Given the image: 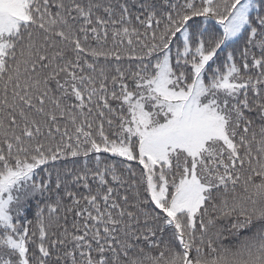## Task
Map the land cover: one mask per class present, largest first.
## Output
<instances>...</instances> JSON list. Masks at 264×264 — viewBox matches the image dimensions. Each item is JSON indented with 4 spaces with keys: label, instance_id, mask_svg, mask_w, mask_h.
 <instances>
[{
    "label": "snow or ice",
    "instance_id": "6c2138e0",
    "mask_svg": "<svg viewBox=\"0 0 264 264\" xmlns=\"http://www.w3.org/2000/svg\"><path fill=\"white\" fill-rule=\"evenodd\" d=\"M0 264H264V0H0Z\"/></svg>",
    "mask_w": 264,
    "mask_h": 264
}]
</instances>
